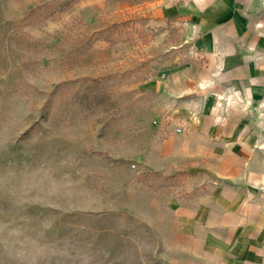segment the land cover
I'll return each instance as SVG.
<instances>
[{"label": "rangeland", "instance_id": "rangeland-1", "mask_svg": "<svg viewBox=\"0 0 264 264\" xmlns=\"http://www.w3.org/2000/svg\"><path fill=\"white\" fill-rule=\"evenodd\" d=\"M178 2L0 0V264H264L263 100L217 109L260 147L248 179L212 183L184 152L177 171L146 165L218 102ZM232 190L229 213L210 205Z\"/></svg>", "mask_w": 264, "mask_h": 264}, {"label": "crops", "instance_id": "crops-1", "mask_svg": "<svg viewBox=\"0 0 264 264\" xmlns=\"http://www.w3.org/2000/svg\"><path fill=\"white\" fill-rule=\"evenodd\" d=\"M178 3L184 9L186 4L192 6L194 33L203 35L207 42L210 61L206 76L197 86L207 82L215 86L217 98L212 99L218 102L210 108L208 129H195L196 135L186 144H181L182 136L168 135L155 146L146 165L153 171L165 172L172 168L177 171L181 169L180 158L184 152L185 166L203 162L205 167L201 171L209 173L207 178L212 183L229 182L238 177L248 179L250 152L260 147L249 144L247 120L241 121L238 137L231 115H219L217 109L227 94L231 95L230 101L240 100L242 106L250 99L264 101V0H179ZM234 196L232 190L220 201L221 196L215 192L209 203L218 205V212L226 213L229 209L225 207ZM251 207L247 205V210ZM180 211L194 221H201L195 216L200 212L195 205ZM239 211L240 203L235 212Z\"/></svg>", "mask_w": 264, "mask_h": 264}]
</instances>
